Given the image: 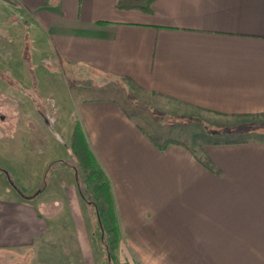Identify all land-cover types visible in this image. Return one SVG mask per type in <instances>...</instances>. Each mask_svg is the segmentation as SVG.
<instances>
[{
  "label": "crops",
  "instance_id": "1",
  "mask_svg": "<svg viewBox=\"0 0 264 264\" xmlns=\"http://www.w3.org/2000/svg\"><path fill=\"white\" fill-rule=\"evenodd\" d=\"M121 1L138 0H0V108L17 119L0 144L39 135L34 120L43 132L56 125L37 108L22 113L33 99L15 95L35 87L38 98L49 87L33 73L42 41L63 64L157 97L178 115L264 117V0H156L149 13L119 9ZM74 111L111 185L122 263L264 264V136L159 140L114 99H78ZM152 139L181 145L160 150ZM42 204L0 193V255L42 239L51 220Z\"/></svg>",
  "mask_w": 264,
  "mask_h": 264
},
{
  "label": "rangeland",
  "instance_id": "2",
  "mask_svg": "<svg viewBox=\"0 0 264 264\" xmlns=\"http://www.w3.org/2000/svg\"><path fill=\"white\" fill-rule=\"evenodd\" d=\"M3 33L0 26V40ZM41 43L37 47L40 56L33 62V73L49 80V87L41 90L38 98L35 87H27L26 92L22 88L15 95L33 99L32 105H27V108L23 105L22 113L32 109L36 114L37 108L46 113L48 120L55 118L56 125L53 131L43 132L42 125L40 128L34 120L39 135H31L28 131L30 136L22 133L16 142L15 135L3 141L0 144V171L10 176L13 187L24 196L34 190L32 196L44 182L42 192L33 201L47 205L43 211L51 220L45 235L32 249L4 253L0 255V264H124L121 254L126 249L118 251L117 247L113 253L114 260L107 255L105 234L99 220L104 209L102 202L93 194L92 187L87 185L80 172L75 178L73 172L61 163L68 159L67 145L76 119L74 107L78 99H114L120 102L141 128L159 140L182 138L189 142L196 137L197 143L201 144L228 138L246 139L245 134L264 136V117L235 121L178 115L174 106L157 97L138 95L97 73L63 64L47 49L44 41ZM2 115L7 121L4 122L2 117L4 120L0 127L8 128L7 132L13 134L17 121L15 115L4 114L0 108V117ZM36 182L42 183L34 189ZM13 187L4 175H0V193L21 196ZM111 241L109 238V243Z\"/></svg>",
  "mask_w": 264,
  "mask_h": 264
},
{
  "label": "trees",
  "instance_id": "3",
  "mask_svg": "<svg viewBox=\"0 0 264 264\" xmlns=\"http://www.w3.org/2000/svg\"><path fill=\"white\" fill-rule=\"evenodd\" d=\"M154 1L156 0L121 1L118 3V8L126 10H140L145 13H149L150 6ZM24 58L27 62L28 57ZM152 141L160 150H163L169 144L181 145L171 140L160 144L155 139H152ZM67 151L69 153L68 159L62 161L61 163L73 172L75 178L80 172L83 175L87 185L92 187L93 194L102 202L104 209L102 214L99 215L100 226L105 234V248L107 255L114 260L113 253L117 249L118 242L120 240V230L118 227L111 185L92 152L90 151L81 126L76 119L73 120ZM195 158L205 168L210 170L214 169L209 159L205 156L196 155ZM0 175H4L8 179L11 187H13L11 178L6 172L0 171ZM44 186L45 183L43 182L39 191L30 197L21 195L18 190H16V188H13L21 195L23 199L27 201H33L42 192ZM109 238L112 240L111 243H109Z\"/></svg>",
  "mask_w": 264,
  "mask_h": 264
},
{
  "label": "flooded vegetation",
  "instance_id": "4",
  "mask_svg": "<svg viewBox=\"0 0 264 264\" xmlns=\"http://www.w3.org/2000/svg\"><path fill=\"white\" fill-rule=\"evenodd\" d=\"M0 42H2V41H0ZM3 76H4V74H2V73L0 72V79L3 80V79H4ZM8 82L12 84L11 79H9ZM3 120H4V118L0 117V122L3 121ZM42 121H43L44 124H48V122H49V121L47 120V118L44 117V116H42ZM6 132H7V131H6L5 128L0 127V135H3V134L6 133Z\"/></svg>",
  "mask_w": 264,
  "mask_h": 264
}]
</instances>
